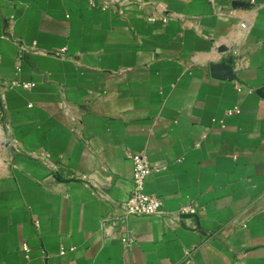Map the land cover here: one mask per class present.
I'll use <instances>...</instances> for the list:
<instances>
[{"label": "crops", "instance_id": "obj_1", "mask_svg": "<svg viewBox=\"0 0 264 264\" xmlns=\"http://www.w3.org/2000/svg\"><path fill=\"white\" fill-rule=\"evenodd\" d=\"M0 264H264V0H0Z\"/></svg>", "mask_w": 264, "mask_h": 264}, {"label": "built area", "instance_id": "obj_2", "mask_svg": "<svg viewBox=\"0 0 264 264\" xmlns=\"http://www.w3.org/2000/svg\"><path fill=\"white\" fill-rule=\"evenodd\" d=\"M24 87H31L34 84L32 82H23ZM239 111V109L233 108L229 111ZM129 158L133 161V189L127 198L122 203L123 217H136L154 214H164L166 210L162 198L155 194H150L146 191V180L149 174L158 169L154 166L147 155L144 152L131 153ZM196 209L183 206L176 214V218L182 220L184 217H196ZM113 224H117V221H113ZM126 241L131 242V238H126ZM28 249V246H24Z\"/></svg>", "mask_w": 264, "mask_h": 264}]
</instances>
